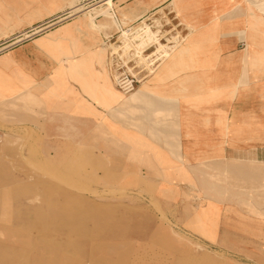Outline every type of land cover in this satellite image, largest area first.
I'll list each match as a JSON object with an SVG mask.
<instances>
[{"label":"crops","instance_id":"0c3cea01","mask_svg":"<svg viewBox=\"0 0 264 264\" xmlns=\"http://www.w3.org/2000/svg\"><path fill=\"white\" fill-rule=\"evenodd\" d=\"M38 1L40 18L20 26L21 8L35 7V0H0V126L43 124L61 140L90 134L93 146H114L107 135L121 100L116 95L122 96L111 74V44L118 43L119 30L101 15L90 21L83 13L69 14L70 0ZM113 2L125 28L166 17L171 32L178 31L169 37L172 49L147 62L149 73L135 80L153 106L132 101L130 94L122 100L123 146H147L165 183L196 181L194 168L215 162L221 182L226 176L221 191L264 199V0ZM131 49L135 58L143 54ZM241 205L233 210L220 198L218 220L196 214L204 222L200 230H232V209L237 234L244 235L245 225L259 232V217Z\"/></svg>","mask_w":264,"mask_h":264},{"label":"rangeland","instance_id":"374dc122","mask_svg":"<svg viewBox=\"0 0 264 264\" xmlns=\"http://www.w3.org/2000/svg\"><path fill=\"white\" fill-rule=\"evenodd\" d=\"M113 1L70 0L68 5H76L77 14H92L90 21L98 15L109 18L119 30L118 43L111 44L116 55L111 74L122 96L116 95L121 100L116 103L114 128L107 135L114 146H93L90 134H69L61 140L43 124L0 126L4 130L0 133V264H264L262 197L241 200L234 193L227 195L226 189L221 191L226 176L221 182L215 162L197 165L196 181L165 183L163 168L151 165L155 156L147 146H123L124 96L153 105L145 87L135 86V80L149 73L147 67L130 55L132 49L123 52L118 47L122 33L138 23L125 28L116 18ZM35 4L21 8L20 26L40 18L42 7L37 4H43L38 0ZM156 21L165 38L178 32H171L170 19ZM143 55L155 58L151 49ZM129 82L132 86H125ZM132 129L134 143V125ZM220 198L233 210L238 203L245 213L254 211L262 222L259 232L245 225L244 235L237 234L232 209L228 210L232 230L221 235L200 230L204 222H197L196 214L218 220Z\"/></svg>","mask_w":264,"mask_h":264},{"label":"bare ground","instance_id":"6f19581e","mask_svg":"<svg viewBox=\"0 0 264 264\" xmlns=\"http://www.w3.org/2000/svg\"><path fill=\"white\" fill-rule=\"evenodd\" d=\"M69 12H70V14H74V13L78 12V7L76 5L71 6ZM88 17L90 20H92V18H93L92 14H90V13L88 14ZM153 24H155V26L153 28H151V27H149V23L142 21V23H138L133 28V32L131 33L130 37H132L133 39L138 41L136 44L125 33H122V35L119 37V41H121L122 44L121 45L118 44V47L121 48V50L123 52L128 51L130 48L136 49L137 45L140 46V48H141L140 50L142 53L147 50L146 47H149V49H151V52L155 56V58H153V56L146 58V57H144L143 54L139 55L137 57L146 66H147V64H146L147 62L154 63L156 60L161 58L162 55H164L166 50H169L172 48L171 47L172 45H170L169 37L165 38V34L162 32L163 30L161 31V29L159 28L160 25L157 23L156 20L153 22ZM163 38H165L163 40L164 42L161 41Z\"/></svg>","mask_w":264,"mask_h":264},{"label":"built area","instance_id":"2783aa9c","mask_svg":"<svg viewBox=\"0 0 264 264\" xmlns=\"http://www.w3.org/2000/svg\"><path fill=\"white\" fill-rule=\"evenodd\" d=\"M128 85L131 87V86H132L131 82H129V83H128V84H126L125 86H128Z\"/></svg>","mask_w":264,"mask_h":264}]
</instances>
